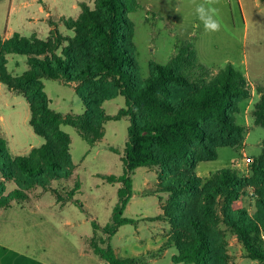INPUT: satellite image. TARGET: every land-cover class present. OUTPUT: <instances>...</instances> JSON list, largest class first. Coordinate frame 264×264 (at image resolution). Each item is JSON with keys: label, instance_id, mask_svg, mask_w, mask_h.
<instances>
[{"label": "trees", "instance_id": "obj_1", "mask_svg": "<svg viewBox=\"0 0 264 264\" xmlns=\"http://www.w3.org/2000/svg\"><path fill=\"white\" fill-rule=\"evenodd\" d=\"M79 7L76 18H59L72 36L58 32L53 22L46 39L18 33L0 36V83L26 101L29 126L45 141L27 156L11 158L0 138V209L13 200L28 199L27 192L35 188L51 190L58 202L72 201L82 208L73 198L80 189L78 184L66 199L51 189L55 181L73 176L71 141L61 126L72 127L94 146L103 139L107 122L126 117L130 125L123 173L98 176L120 186L110 222L102 228L91 222L94 234L102 230L105 235L103 247L90 239L93 252L107 264H145L147 258H158L154 254L120 258L109 242L121 226L133 222L123 217L133 195L131 174L139 167H157L158 191L168 194L157 219L171 227L169 241L177 251L172 256L174 264H229L219 224L237 238L248 258L264 264V142L250 175L226 168L202 179L195 172L197 164L215 161L219 148L242 147L244 127L237 124L236 116L251 96L245 76L226 65L208 82L190 79L185 69L196 68L202 74L206 69L196 62L190 47L182 45L168 64H152L148 77L141 81L136 78L133 27L128 19L138 8L135 0H95L92 8L83 2ZM11 54L27 57L29 67L20 76L7 70ZM42 79L75 85L83 114L63 116L52 110ZM257 90L251 116L255 125L264 128V87ZM119 96L125 99V107L107 115L103 103ZM5 181L16 188L3 196ZM248 192L253 212L246 206L234 209L233 204Z\"/></svg>", "mask_w": 264, "mask_h": 264}, {"label": "rangeland", "instance_id": "obj_2", "mask_svg": "<svg viewBox=\"0 0 264 264\" xmlns=\"http://www.w3.org/2000/svg\"><path fill=\"white\" fill-rule=\"evenodd\" d=\"M94 1L0 0V36L9 37L13 33H18L25 37L46 39L52 27L51 22L58 32L72 36L73 33L65 30L60 24L59 18H76L81 11L79 3L83 2L92 8ZM135 2L138 8L128 14V19L133 27L132 54L137 66V79L141 81L146 79L152 64H168L182 45L189 46L195 54L196 62L206 69L204 74L196 68L185 69V74L190 79L199 83L208 82L226 65H231L246 76L251 96L241 104V109L247 105L246 112L236 116L237 124L244 127V143L238 149L219 148L217 159L209 164L217 170L230 168L242 175H250L251 164L261 154L264 142V128L255 125L251 116L253 105L259 97L257 88L264 87V0H219L214 5L217 9L215 18L222 25L218 32H206L195 14L196 4L202 3L203 0H135ZM6 67L12 76H20L29 67L27 57L8 55ZM41 81L44 92L51 101L52 110L63 116L83 114L84 106L75 92V85L48 79ZM102 107L107 115H115L125 107V99L116 97L104 102ZM0 116L3 117V120H0V138L4 140L11 158L27 156L33 148L44 144V139L35 135L29 126L30 113L26 101L1 83ZM129 125L130 121L126 117L119 121L107 122L103 126V139L94 146H89L83 141L72 127L61 126V130L71 141L73 176L69 180L55 181L51 189L66 199L68 193L78 184L80 189L73 198L82 204V208L73 202L76 206L66 205L62 210L65 214L72 212L79 217L80 228L75 229L74 234L61 236L57 232L58 229L50 225L52 223L55 226L54 223H58L53 220L48 221L46 236L35 229L32 230L33 244L47 245L45 257L48 261L56 263L59 253L64 251L63 254L68 257L69 264H76L77 233L91 235L92 221L100 228L110 222L112 208L117 201L116 192L120 185L109 184L98 176L99 174L119 176L123 173L122 157ZM244 156L250 158L251 163L248 166L237 167L236 163H240ZM159 175L157 167H139L131 174L135 194L123 217L133 222L121 226L109 241L120 258L147 257L154 254L158 258H147L145 264H174L172 256L176 255L177 251L173 242L169 241L171 227L167 221L157 219L163 213L168 198L167 193L158 191ZM14 189V184H8L4 187L2 195L6 196V191L10 193ZM249 192H252V189H249ZM249 192L248 196L244 195L243 199L233 204L234 209L246 206L248 212H253L254 203ZM27 194L26 201L31 203L30 198L37 200V206L42 208H48L51 200L56 198L51 190L42 188L31 189ZM67 202L69 201L58 203ZM57 210L58 205H54L51 210L42 211L55 213ZM142 212L143 216L140 215ZM218 231L225 240L229 264H258L247 257L241 243L224 224H219ZM102 238H105V235L102 230H98L91 239L103 247ZM89 241L90 239L85 242L93 256ZM95 258L97 264H102L97 255Z\"/></svg>", "mask_w": 264, "mask_h": 264}, {"label": "crops", "instance_id": "obj_3", "mask_svg": "<svg viewBox=\"0 0 264 264\" xmlns=\"http://www.w3.org/2000/svg\"><path fill=\"white\" fill-rule=\"evenodd\" d=\"M246 106L244 105L245 108L243 107L241 109L239 113L240 115L242 112H246ZM0 120H3L2 116H0ZM210 162H201L196 165L195 172L197 176L202 179H206L211 173L218 171L215 167L211 166L212 164H209ZM1 181H3V179L0 177V182ZM8 184L13 183L6 181L3 183L4 187H6ZM6 192L7 195L9 192ZM134 194L135 193L133 191L130 201L133 199ZM54 199L51 200L52 202L48 208L37 206V200H31L30 198L31 203H29L28 200H13L14 202L10 203L8 207L0 209V264H69L68 257L63 254L64 251L59 253L56 263L48 261L45 257L47 245L33 244L31 238V232L33 229L37 230L39 233H43L44 236H46L45 229L48 227L47 224L49 220L58 222L54 223L55 226H53L52 223H49L52 227L61 230V232L57 230L61 236L64 234H74V230L80 228V219L77 214H73L72 212H67L65 214L62 211L66 205L75 204L72 201L61 204L56 201V198ZM32 204H34L33 207L31 206ZM54 205H58V210L55 213L42 211L43 209L51 210ZM140 215L143 216V212L140 213ZM64 230L67 233L63 232ZM93 234V230L91 234L92 236L77 233V236L75 237V241L78 246L76 249V264H97L95 258L96 254L92 252L93 256H91V252H89L90 250L87 249V242H85L86 240L91 239ZM15 238H19V240ZM65 238L68 240L67 237ZM114 252L117 255L115 250ZM100 261L102 264H107L102 259H100Z\"/></svg>", "mask_w": 264, "mask_h": 264}, {"label": "clouds", "instance_id": "obj_4", "mask_svg": "<svg viewBox=\"0 0 264 264\" xmlns=\"http://www.w3.org/2000/svg\"><path fill=\"white\" fill-rule=\"evenodd\" d=\"M218 2L219 0H203L202 3L196 4L195 14L206 32H218L222 27L220 21L215 18L217 9L214 5Z\"/></svg>", "mask_w": 264, "mask_h": 264}, {"label": "built area", "instance_id": "obj_5", "mask_svg": "<svg viewBox=\"0 0 264 264\" xmlns=\"http://www.w3.org/2000/svg\"><path fill=\"white\" fill-rule=\"evenodd\" d=\"M251 163V159L244 156V158L241 160V162L236 163L237 167H240V165L248 166Z\"/></svg>", "mask_w": 264, "mask_h": 264}]
</instances>
